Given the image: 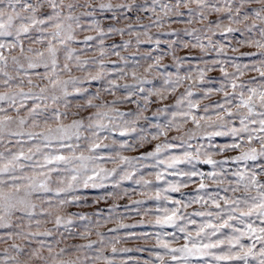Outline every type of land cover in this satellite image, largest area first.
<instances>
[{"label": "clouds", "instance_id": "clouds-1", "mask_svg": "<svg viewBox=\"0 0 264 264\" xmlns=\"http://www.w3.org/2000/svg\"><path fill=\"white\" fill-rule=\"evenodd\" d=\"M0 194V264H264V0H0Z\"/></svg>", "mask_w": 264, "mask_h": 264}, {"label": "snow or ice", "instance_id": "snow-or-ice-1", "mask_svg": "<svg viewBox=\"0 0 264 264\" xmlns=\"http://www.w3.org/2000/svg\"><path fill=\"white\" fill-rule=\"evenodd\" d=\"M22 155V154H21ZM0 197H3V194H0ZM8 199H11V197L9 196V197H7Z\"/></svg>", "mask_w": 264, "mask_h": 264}]
</instances>
